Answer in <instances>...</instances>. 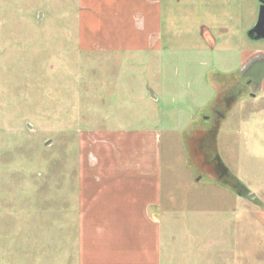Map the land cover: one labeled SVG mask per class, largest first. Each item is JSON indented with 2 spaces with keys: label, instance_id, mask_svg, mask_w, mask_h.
<instances>
[{
  "label": "rangeland",
  "instance_id": "374dc122",
  "mask_svg": "<svg viewBox=\"0 0 264 264\" xmlns=\"http://www.w3.org/2000/svg\"><path fill=\"white\" fill-rule=\"evenodd\" d=\"M78 10L79 0H0V264L72 263L70 179L82 134L143 116L139 98L151 92L162 115L164 202L206 199L186 201L179 219L163 217V246L170 221L175 252L166 261L165 247L163 264H264V102L251 100L244 78L228 71L235 56L86 51ZM203 76L222 85L216 94L206 87L205 99L192 85ZM235 82L240 101L231 108L224 95H235ZM185 107L194 114L171 137L168 129L181 121L166 112ZM219 185L241 196L226 200L230 192ZM220 192L222 205L211 201Z\"/></svg>",
  "mask_w": 264,
  "mask_h": 264
},
{
  "label": "crops",
  "instance_id": "0c3cea01",
  "mask_svg": "<svg viewBox=\"0 0 264 264\" xmlns=\"http://www.w3.org/2000/svg\"><path fill=\"white\" fill-rule=\"evenodd\" d=\"M260 5L259 0H79L77 40L80 49L100 50L109 56H163L164 51L174 49L207 50L209 54L225 51L230 61L236 58L228 71L244 78L251 100L264 102V36L250 32ZM213 81L203 76L200 83H192L200 87V98L205 99L206 87L215 89ZM145 87L147 91L149 86ZM224 97L233 100L231 108L240 101L232 92H225ZM139 99L146 106L143 116L119 117L114 124L82 134L70 179L71 264H163L165 247L166 261L172 262L170 221L179 219L175 215L180 211L185 213L186 201L206 200L204 195L185 194L164 202L158 97L151 92V97ZM166 114L170 120L175 116L174 120L181 121L168 129L175 137L194 113L185 107L169 109ZM219 130L220 126L215 133ZM227 185L218 188L229 190L226 200H237L240 192L232 194ZM211 194V201L217 199L222 205L223 193ZM178 201L180 209L175 208ZM169 215L173 216L167 221L163 246V217Z\"/></svg>",
  "mask_w": 264,
  "mask_h": 264
},
{
  "label": "water",
  "instance_id": "95a60500",
  "mask_svg": "<svg viewBox=\"0 0 264 264\" xmlns=\"http://www.w3.org/2000/svg\"><path fill=\"white\" fill-rule=\"evenodd\" d=\"M260 1V11H259V17L257 20V23L255 26L251 29L250 32H253L259 36H264V0ZM253 196V193L246 194L245 197L251 198Z\"/></svg>",
  "mask_w": 264,
  "mask_h": 264
},
{
  "label": "trees",
  "instance_id": "16d2710c",
  "mask_svg": "<svg viewBox=\"0 0 264 264\" xmlns=\"http://www.w3.org/2000/svg\"><path fill=\"white\" fill-rule=\"evenodd\" d=\"M226 183L230 184V180H226Z\"/></svg>",
  "mask_w": 264,
  "mask_h": 264
}]
</instances>
